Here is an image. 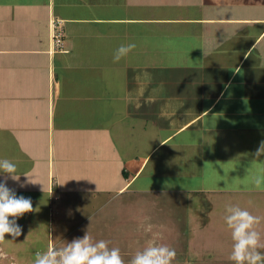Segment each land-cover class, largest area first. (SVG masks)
Listing matches in <instances>:
<instances>
[{"label": "crops", "instance_id": "1", "mask_svg": "<svg viewBox=\"0 0 264 264\" xmlns=\"http://www.w3.org/2000/svg\"><path fill=\"white\" fill-rule=\"evenodd\" d=\"M261 141L264 0H0V159L19 175L7 187L69 229L35 254L87 233L124 264L149 244L175 249L172 264H235L224 217L264 207ZM9 249L5 264H25Z\"/></svg>", "mask_w": 264, "mask_h": 264}, {"label": "clouds", "instance_id": "2", "mask_svg": "<svg viewBox=\"0 0 264 264\" xmlns=\"http://www.w3.org/2000/svg\"><path fill=\"white\" fill-rule=\"evenodd\" d=\"M135 43L122 44L112 55L113 63H118L135 49ZM255 156H264V141H261L255 151ZM0 173L6 174L0 180V242L5 240V234L13 238L21 235V227L16 218L32 211L31 200L23 196H16L7 187V180H19L16 164L9 159H0ZM29 181H32L28 176ZM33 182V181H32ZM264 180L257 177L254 186L261 189ZM251 203V202H250ZM224 217L227 228L231 230L233 241L228 259L235 264H264V254L258 249L264 248L261 234L256 230L261 217L251 214L239 206H228ZM12 217V219H9ZM108 241L93 242L86 233L81 238L73 239L61 249L49 246L47 251L35 254L34 264H124L119 248H109ZM176 257L175 249L167 245L149 244L142 251H137L130 260V264H172Z\"/></svg>", "mask_w": 264, "mask_h": 264}, {"label": "rangeland", "instance_id": "3", "mask_svg": "<svg viewBox=\"0 0 264 264\" xmlns=\"http://www.w3.org/2000/svg\"><path fill=\"white\" fill-rule=\"evenodd\" d=\"M249 212L251 214L255 215V216L261 217V222H260L259 225L256 226V230L260 232V234H261V243L264 244V207L261 208V209H258L256 211H253V209H251V210H249ZM32 216H33L32 214L25 213L22 216L16 218L17 224L21 227V235L20 236H18L16 238H13L10 234H8L10 236V239H9L8 235L5 234V240L0 242V259H1L0 263L5 264L7 262V259L10 257V256L9 257L5 256L6 252L10 253L9 252L10 251L9 246H10V248H14L15 251L17 252V253H15V257L17 259V262L22 263V262L25 261V259H27L25 264L30 263L28 261L35 260L36 248H38L40 246H43L45 240L50 236V228L51 227H52L51 233L54 236V238L62 236L64 232L69 230V229L63 230V228L59 227L60 224H61V220H59L58 218L55 221L56 224L54 225V223L48 222V218H44L43 215L39 219V221H38V219H36L35 217L33 218ZM102 216L104 217V221H109V222L111 221L109 219L110 218V214L109 213L106 212V213L99 214V221H102ZM56 217H60V215H57L54 218H56ZM129 218H130V220L133 219L131 217H129ZM33 219L38 221V223L37 222L33 223L31 221ZM122 220H123V218H122ZM26 224H29L30 228L27 229V227L25 226ZM44 224H47V225H44ZM48 224H50V225H48ZM76 225H78V224H76ZM61 230H62V232H59ZM123 230H125L124 227H123ZM134 230L136 232L132 231V233L130 234L131 237L137 238L141 242H144L145 239H147V238H144L141 235V233H139V232H143V233H145L146 236H148V232H144V229L143 230L142 229L139 230V229L136 228ZM76 231H77L76 232V234H77V233H79L81 231V229H78ZM113 233H115V236H111L110 238L119 239L120 237L121 238L123 237V236H120V237L117 236V230H114ZM122 233H125V231H122ZM30 238L33 239V241H30L31 240ZM149 238L154 239L153 236L149 237ZM182 240H181V242H182ZM117 242H119V240ZM178 244H180V243H178ZM180 245L183 247L182 244H180ZM174 248H176V246ZM258 251L264 252V248H260V249H258ZM30 252H34V257L32 259H29V256L32 255V253H30ZM13 256H11V257L13 258ZM22 264H24V263H22ZM32 264H33V262H32Z\"/></svg>", "mask_w": 264, "mask_h": 264}, {"label": "built area", "instance_id": "4", "mask_svg": "<svg viewBox=\"0 0 264 264\" xmlns=\"http://www.w3.org/2000/svg\"><path fill=\"white\" fill-rule=\"evenodd\" d=\"M51 41L52 51L63 52L65 51V22L60 18H55L51 22Z\"/></svg>", "mask_w": 264, "mask_h": 264}]
</instances>
